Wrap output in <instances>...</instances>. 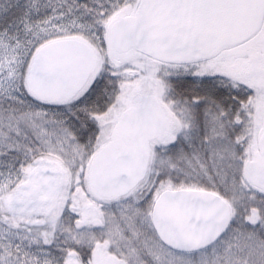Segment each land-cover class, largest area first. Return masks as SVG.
<instances>
[{
  "label": "snow or ice",
  "instance_id": "snow-or-ice-1",
  "mask_svg": "<svg viewBox=\"0 0 264 264\" xmlns=\"http://www.w3.org/2000/svg\"><path fill=\"white\" fill-rule=\"evenodd\" d=\"M0 264H264V0H0Z\"/></svg>",
  "mask_w": 264,
  "mask_h": 264
}]
</instances>
